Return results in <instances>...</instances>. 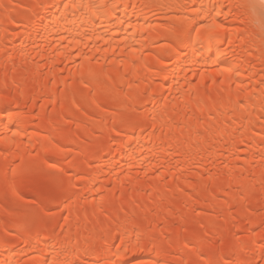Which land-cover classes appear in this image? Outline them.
<instances>
[{
	"label": "bare ground",
	"instance_id": "bare-ground-1",
	"mask_svg": "<svg viewBox=\"0 0 264 264\" xmlns=\"http://www.w3.org/2000/svg\"><path fill=\"white\" fill-rule=\"evenodd\" d=\"M0 264H264V0H0Z\"/></svg>",
	"mask_w": 264,
	"mask_h": 264
},
{
	"label": "rangeland",
	"instance_id": "rangeland-1",
	"mask_svg": "<svg viewBox=\"0 0 264 264\" xmlns=\"http://www.w3.org/2000/svg\"><path fill=\"white\" fill-rule=\"evenodd\" d=\"M33 176H34V175L32 174V177H33ZM32 177H31V178H32ZM28 178H30V177H28Z\"/></svg>",
	"mask_w": 264,
	"mask_h": 264
}]
</instances>
